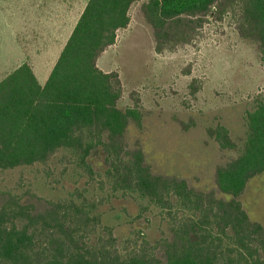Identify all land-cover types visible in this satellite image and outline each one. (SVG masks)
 Segmentation results:
<instances>
[{"label": "trees", "instance_id": "1", "mask_svg": "<svg viewBox=\"0 0 264 264\" xmlns=\"http://www.w3.org/2000/svg\"><path fill=\"white\" fill-rule=\"evenodd\" d=\"M134 4L156 53L190 43L206 22L232 13L239 38L255 46L264 69V0H88L44 86L26 63L0 81V171L45 163L61 150L82 165L101 155L112 190L136 194L161 212L177 208L181 216L154 246L157 254L121 258L76 239L54 204L34 198L13 208L0 201V264H264V229L238 200L248 181L264 174V95L246 113L240 148L224 126L208 130L220 150L238 151L216 166V191L198 192L184 179L152 173L140 146L130 150L124 141L130 124L141 128V111L119 108L118 73L97 67L116 32L130 24ZM17 218L27 225L17 228ZM38 226L51 235L34 251L30 229Z\"/></svg>", "mask_w": 264, "mask_h": 264}, {"label": "rangeland", "instance_id": "2", "mask_svg": "<svg viewBox=\"0 0 264 264\" xmlns=\"http://www.w3.org/2000/svg\"><path fill=\"white\" fill-rule=\"evenodd\" d=\"M26 1L0 0V79L25 58L37 59L25 55L29 40L12 34L22 28ZM140 14L139 4H134L126 31L116 32L115 47L98 63L120 77L123 96L118 107L136 105L142 113L141 128L130 124L124 141L130 150L140 146L152 173L184 179L198 192L216 191V166L237 157L238 151L220 150L208 130L224 126L242 146L246 113L264 95L259 55L253 44L239 38L232 13L206 22L190 43L156 53ZM87 163L78 164L75 156L61 150L45 163L0 171V201L15 208L38 198L58 206L73 236L87 247H104L121 258L142 250L157 254L153 248L169 237L179 210L161 212L136 194L112 190L101 155L90 156ZM238 200L249 220L264 229V174L250 179ZM26 223L22 218L14 221L19 229ZM40 227L30 229L34 251L43 249L51 235Z\"/></svg>", "mask_w": 264, "mask_h": 264}, {"label": "crops", "instance_id": "3", "mask_svg": "<svg viewBox=\"0 0 264 264\" xmlns=\"http://www.w3.org/2000/svg\"><path fill=\"white\" fill-rule=\"evenodd\" d=\"M87 2L88 0L26 1L23 9L22 28L14 29L12 34L15 38L16 33H21L24 39L29 40V51L25 55L34 56L37 59L25 58L16 68L23 63L28 64L38 85L44 86ZM120 31L124 34L126 30ZM117 35L116 33V38ZM115 45L114 43L108 49L115 47ZM99 59L97 60V67L102 72H111L99 67ZM5 77L1 78L0 81Z\"/></svg>", "mask_w": 264, "mask_h": 264}]
</instances>
